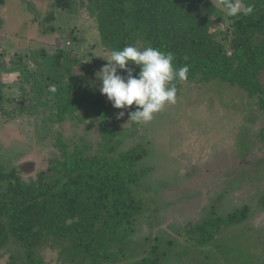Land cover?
I'll return each mask as SVG.
<instances>
[{
    "label": "rangeland",
    "instance_id": "rangeland-1",
    "mask_svg": "<svg viewBox=\"0 0 264 264\" xmlns=\"http://www.w3.org/2000/svg\"><path fill=\"white\" fill-rule=\"evenodd\" d=\"M81 2L62 8L55 0H0V165L30 183L61 158L60 143L86 155L141 147L144 175L135 196L142 211L121 264L154 256L159 264H264V93L177 80L175 104L147 124L128 123L135 106L115 109L99 92L108 51ZM60 52L89 79L104 110L75 107L57 116L49 87H57ZM242 208V222L209 228L212 237L202 240L205 222ZM61 250L49 242L37 258L71 264ZM23 257L13 243L0 246V264H25Z\"/></svg>",
    "mask_w": 264,
    "mask_h": 264
},
{
    "label": "trees",
    "instance_id": "trees-1",
    "mask_svg": "<svg viewBox=\"0 0 264 264\" xmlns=\"http://www.w3.org/2000/svg\"><path fill=\"white\" fill-rule=\"evenodd\" d=\"M81 2V0H80ZM227 0H221L226 3ZM67 8L71 0H55ZM250 14L235 17L217 10L208 0H82L94 17L105 51L125 46L172 52L173 65L189 66L185 82L238 84L249 95L264 93V0H244ZM72 61L55 57L57 116L73 109H105L87 77L72 70ZM0 61V70H1ZM60 143L61 158L34 182H24L16 169L0 165V246L15 244L25 264H42L38 250L49 242L61 246L71 264H121L126 243L141 214L135 196L144 172V149L113 154L69 152ZM106 148V145H105ZM109 153V154H108ZM247 209L210 219L202 240L220 229L242 222ZM157 256L135 264H159Z\"/></svg>",
    "mask_w": 264,
    "mask_h": 264
},
{
    "label": "clouds",
    "instance_id": "clouds-1",
    "mask_svg": "<svg viewBox=\"0 0 264 264\" xmlns=\"http://www.w3.org/2000/svg\"><path fill=\"white\" fill-rule=\"evenodd\" d=\"M216 4L226 10L223 13L233 17L253 11L251 6L245 5L244 0H227L224 4L216 0ZM105 60L107 63L97 73L99 92L107 97L115 109L130 110L135 106V111H128V123L144 125L151 122L167 105L176 103L177 87L174 81H186L188 78L189 66L175 68L172 52L150 46L143 50L132 45L121 50H110ZM136 68H139L138 73H135ZM120 72L127 75H120ZM49 91L55 92V86H50ZM124 115L125 112L120 111L117 118Z\"/></svg>",
    "mask_w": 264,
    "mask_h": 264
},
{
    "label": "water",
    "instance_id": "water-1",
    "mask_svg": "<svg viewBox=\"0 0 264 264\" xmlns=\"http://www.w3.org/2000/svg\"><path fill=\"white\" fill-rule=\"evenodd\" d=\"M217 10H219L220 12L222 11V13L223 12H225L226 10L225 9H223V7L221 6V5H219V4H216V0H208ZM222 4V3H221ZM242 11H243V9H242Z\"/></svg>",
    "mask_w": 264,
    "mask_h": 264
}]
</instances>
